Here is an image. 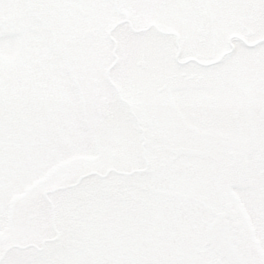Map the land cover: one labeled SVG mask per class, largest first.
<instances>
[{
  "label": "snow or ice",
  "instance_id": "obj_1",
  "mask_svg": "<svg viewBox=\"0 0 264 264\" xmlns=\"http://www.w3.org/2000/svg\"><path fill=\"white\" fill-rule=\"evenodd\" d=\"M0 264H264V0H0Z\"/></svg>",
  "mask_w": 264,
  "mask_h": 264
}]
</instances>
